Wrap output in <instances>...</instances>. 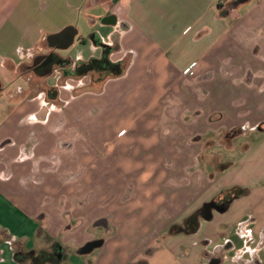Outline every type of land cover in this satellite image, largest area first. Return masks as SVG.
I'll use <instances>...</instances> for the list:
<instances>
[{"label":"crops","instance_id":"1","mask_svg":"<svg viewBox=\"0 0 264 264\" xmlns=\"http://www.w3.org/2000/svg\"><path fill=\"white\" fill-rule=\"evenodd\" d=\"M250 1L0 0V264H25L16 253L52 252L57 244L64 254L59 264H264L261 170L258 183H225L205 198L203 205L234 186L249 189L225 213L201 220L197 233L167 238L164 233L143 244L130 242L127 225L135 212L149 217V191L135 189L141 196L127 201L124 183H116L119 190L123 185L117 197L97 199L108 204V213L93 215L92 224L105 233L88 234L86 223L70 222L67 228L60 193L65 178L54 176L65 171L57 142L65 139V109L79 111L78 125L87 108L98 110L110 123L128 125V133L139 139L158 140L141 149L160 146L159 153L177 157L195 153L192 139L203 134L242 131L245 125L259 129L264 124V0L246 6ZM68 28L76 32L70 47L60 39L49 42ZM50 54L61 62L51 73H39L34 62ZM104 57L124 64V73L103 74V83L93 87L91 75L75 82L69 74ZM72 82L93 92L67 99ZM55 88L58 97L47 98V90ZM171 123L179 130L175 139L161 131ZM114 133L127 136L118 127ZM91 136L96 140L99 133ZM167 139L173 142L166 144ZM145 162L150 169L149 156ZM171 188V196L180 197ZM159 194L158 202L166 196ZM93 241L101 245L88 254L69 250L68 243L75 242L71 249L77 250Z\"/></svg>","mask_w":264,"mask_h":264},{"label":"rangeland","instance_id":"2","mask_svg":"<svg viewBox=\"0 0 264 264\" xmlns=\"http://www.w3.org/2000/svg\"><path fill=\"white\" fill-rule=\"evenodd\" d=\"M260 1L251 0L245 5L249 6ZM103 77V74L90 76L91 87L94 83L97 85L103 83ZM73 80L77 82L78 78L73 77ZM75 82H72V89L65 90V98L71 99L91 91V87L79 88ZM40 89L42 90V88ZM46 94L49 99L50 97L57 98L59 92L56 88L48 89ZM7 111L8 108H6V115ZM85 111L87 113L78 125L75 116L79 114V111L65 109V139L57 140L58 151L64 155L62 158L65 157L62 164L65 171L63 173L55 172L54 176L57 175L59 179L62 175L65 178V186L60 193L65 195L67 228L68 226L72 227L70 222H75L76 225L86 223V225L88 224V234L94 232L104 234L105 231L101 229L102 227L95 228L96 222L92 224L96 211L98 216L108 213V204H100L97 199L100 197L108 200L112 195L117 197L120 190L122 191L123 185L120 184L119 190L116 183H124L122 197L124 200H135L141 196L135 190H141V188L149 191L151 196L148 204L151 208L149 217L141 218L139 212H135L131 216L132 219L127 225L131 231L130 242L143 244L154 236L164 233L163 237L167 238L172 225L185 229L184 221L188 215L195 213L196 210H201L204 204L203 200L220 191L225 183L255 184L259 182L256 173L261 170L264 174V134L258 128L251 131L249 125H245L242 132L238 133L239 135L236 132L233 136L230 134L226 136L218 131H213L208 135L203 134L201 137L192 139V142L196 143L194 144V146L196 145L195 153L192 150L190 154L182 153L177 157V155L159 153V149H162L160 146L148 151L141 149V145L147 146L154 140L157 142L158 140H141L140 136L136 137V135L128 133L130 131L128 125L122 124L121 121L110 123L106 120L108 116L102 115L98 110L87 108ZM260 114L264 116V107H261ZM245 117L250 118V113H246ZM116 127L123 131L122 136L126 133L127 136L123 139L116 138L114 136ZM260 127L264 128V124ZM161 129L166 133V136L167 134L173 136V139L176 138L175 134L179 131L172 123L164 125ZM239 130L241 131V129ZM93 132L99 133L98 139H93L91 136ZM162 132L160 135L163 137ZM132 137H134L133 140H131ZM171 142L173 141L165 140L166 144ZM182 146L189 147V142L184 140ZM59 156H54L53 160L58 161ZM147 156L150 159V169L148 170L145 165ZM228 164H233V166L226 169ZM171 187L179 192L180 197L179 195L171 196ZM159 193L166 195L160 202L157 200ZM84 213L86 219H79V222H76L78 217ZM74 244L75 242L68 243L69 250L78 255L79 249H71ZM136 250L129 252V255H136ZM54 251L55 249L52 252L54 253Z\"/></svg>","mask_w":264,"mask_h":264},{"label":"trees","instance_id":"3","mask_svg":"<svg viewBox=\"0 0 264 264\" xmlns=\"http://www.w3.org/2000/svg\"><path fill=\"white\" fill-rule=\"evenodd\" d=\"M126 69V66L124 64H113L111 63L107 57H104L101 60H91L88 63H83L76 67L71 74L74 78H81L83 76L87 75H94V74H106V75H114V76H121ZM240 131L239 129L232 130L230 132L225 133L227 135H235ZM239 135V134H238ZM232 165L228 164L226 166V169H229ZM225 169V170H226ZM224 170V169H222ZM249 194V189L234 186L230 189L223 190L219 193V195L216 196V198L213 199V201L219 203V208L227 210L229 205L234 202L237 199H240L242 197H245ZM201 211V210H200ZM200 211L195 212L191 216L187 217L184 221V228L181 229L177 227V225L172 226L169 231V236H175L179 234H186V235H192L198 232L200 227ZM181 229V230H180ZM100 244V242H89L85 244L83 247L79 249V253L86 254L91 251H93L97 246ZM56 246L54 247V249ZM16 259L20 263L25 264H59L58 258L55 257L53 252L43 251L40 252L37 255L34 254H22V253H16Z\"/></svg>","mask_w":264,"mask_h":264},{"label":"flooded vegetation","instance_id":"4","mask_svg":"<svg viewBox=\"0 0 264 264\" xmlns=\"http://www.w3.org/2000/svg\"><path fill=\"white\" fill-rule=\"evenodd\" d=\"M60 59H57V57L54 56V54H50L47 56H42L38 57V59L34 62V68L41 74H48L52 72V68L54 65L58 64ZM260 131H264L263 127H259ZM219 203L215 201H210L207 204L203 205L200 211V221L203 219V216L207 215L209 211L214 207H218ZM214 211V209H212ZM97 242V241H93ZM54 255L58 260L60 261L61 259L64 258V254L62 253V248L60 244L56 245Z\"/></svg>","mask_w":264,"mask_h":264},{"label":"water","instance_id":"5","mask_svg":"<svg viewBox=\"0 0 264 264\" xmlns=\"http://www.w3.org/2000/svg\"><path fill=\"white\" fill-rule=\"evenodd\" d=\"M75 37H76V32H73V29L72 28H68V29H65L62 33H60L59 35H56V36H53L49 39V42L52 43L51 40H64L66 42V47H70L74 40H75ZM212 209H214V211L220 213V214H223L226 212L225 209H221L219 207H213ZM210 210L209 213L205 216H203V220L205 221H211L213 219V210ZM101 245V243L97 246L99 247Z\"/></svg>","mask_w":264,"mask_h":264},{"label":"built area","instance_id":"6","mask_svg":"<svg viewBox=\"0 0 264 264\" xmlns=\"http://www.w3.org/2000/svg\"><path fill=\"white\" fill-rule=\"evenodd\" d=\"M186 74H187L188 76H193V75H194V71H187Z\"/></svg>","mask_w":264,"mask_h":264}]
</instances>
